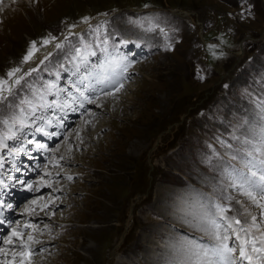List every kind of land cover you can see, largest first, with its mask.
<instances>
[{"label":"rangeland","instance_id":"1","mask_svg":"<svg viewBox=\"0 0 264 264\" xmlns=\"http://www.w3.org/2000/svg\"><path fill=\"white\" fill-rule=\"evenodd\" d=\"M89 17L78 39L106 40L90 56L59 66L71 42L28 64L35 41ZM104 65L100 79L125 73L122 89L69 117L46 161L18 166L0 264H264V193L252 189L264 164V0H0V82L18 66L0 91V142L19 143L7 115L47 105V74L72 87Z\"/></svg>","mask_w":264,"mask_h":264},{"label":"bare ground","instance_id":"2","mask_svg":"<svg viewBox=\"0 0 264 264\" xmlns=\"http://www.w3.org/2000/svg\"><path fill=\"white\" fill-rule=\"evenodd\" d=\"M92 22V21H91ZM100 42L101 43H104V42H106V40H104V39H100ZM35 57V56H34ZM109 63V62H108ZM111 63V62H110ZM111 64H113V63H111ZM107 65V64H106ZM106 65H104L103 67H102V69L106 66ZM110 65V64H109ZM109 68V67H108ZM102 69H101V71L99 70L98 71V75L99 74H101V72H102ZM117 72V70H114V69H112V70H107V73L106 72H104V77L101 79V82L103 83V84H106V83H118V80H119V70H118V73H116ZM77 107H78V110H79V105H77ZM65 111H63V112H61L62 114H65L64 115V120H66V117H70V116H72V115H74V113L73 112H71V110H68V109H64ZM67 110V111H66ZM66 116V117H65ZM64 122V121H63ZM60 126V125H59ZM41 135H43V136H46V134L44 133V132H42L41 133ZM263 194V193H262ZM263 206V205H262ZM203 228H204V230L206 229V228H209V226L208 225H206L205 227L204 226H202ZM201 227V228H202ZM210 229V228H209ZM203 230V231H204ZM210 231L212 232V230L210 229ZM162 256H161V258L162 259H164V258H169L168 257V255L167 254H161ZM196 255V254H195ZM196 257H198V256H196ZM195 257V258H196ZM199 258V257H198ZM202 259V258H201ZM197 260H199V259H197ZM196 259L193 261V264H199V261H197ZM223 264H227V262H223Z\"/></svg>","mask_w":264,"mask_h":264},{"label":"water","instance_id":"3","mask_svg":"<svg viewBox=\"0 0 264 264\" xmlns=\"http://www.w3.org/2000/svg\"><path fill=\"white\" fill-rule=\"evenodd\" d=\"M124 228H125V226H124ZM124 232V231H123Z\"/></svg>","mask_w":264,"mask_h":264}]
</instances>
